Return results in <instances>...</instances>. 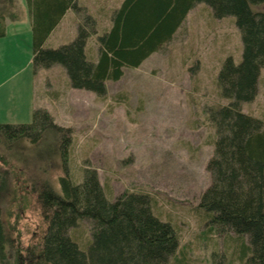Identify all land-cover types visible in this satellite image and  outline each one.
<instances>
[{
    "label": "rangeland",
    "instance_id": "obj_1",
    "mask_svg": "<svg viewBox=\"0 0 264 264\" xmlns=\"http://www.w3.org/2000/svg\"><path fill=\"white\" fill-rule=\"evenodd\" d=\"M13 1L21 18L7 17L6 34L0 36V123L32 122L35 109H48L70 138L69 166L76 180L90 166L110 199L127 189L150 192L154 212L170 221L180 238L169 264H241L242 240L209 226L210 213L199 205L211 181L207 164L217 137L211 114L230 100L221 94L219 71L227 56L239 62L243 55L236 17H217L209 4L199 2L169 43L142 65L126 66L121 79L108 80V92L100 96L73 87L60 64L35 67L28 1ZM253 8L264 10V3ZM73 14L45 47L76 37ZM94 44L90 40L89 48ZM242 107L264 118V66L257 95ZM59 134L49 129L35 143L8 142L1 135L0 173L10 177L3 215L26 248L40 243L46 228L37 189L45 180L58 185L64 173ZM71 236L87 250L91 221L82 220ZM243 241L249 245L246 236Z\"/></svg>",
    "mask_w": 264,
    "mask_h": 264
},
{
    "label": "trees",
    "instance_id": "obj_2",
    "mask_svg": "<svg viewBox=\"0 0 264 264\" xmlns=\"http://www.w3.org/2000/svg\"><path fill=\"white\" fill-rule=\"evenodd\" d=\"M27 1L35 67L60 64L73 87L100 96L107 94L108 80L121 79L126 66H140L169 43L199 2L209 4L217 17H236L243 55L239 62L227 56L219 71L221 94L230 100L211 114L217 137L207 164L211 181L199 205L210 213L209 226L219 234L232 231L242 240L241 264H264V118L242 107L257 95L264 66V10L253 8L264 0H123L113 12L112 26L102 33L98 19L78 0ZM71 8L79 19L76 37L58 47H45ZM7 17L20 19L21 11L15 1L0 0V36L6 34ZM96 34L100 50L93 60L86 45ZM49 129L62 136L64 173L58 185L45 180L37 189L46 222L40 243L23 247L9 229L1 204L10 177L0 173V264H169L180 238L173 224L154 212L151 193L127 189L110 199L97 169L90 166H85L83 179L76 180L69 166L70 138L48 109H35L32 122L0 123V141L2 135L8 142L26 138L35 143ZM84 219L92 223L87 250L71 236L72 228Z\"/></svg>",
    "mask_w": 264,
    "mask_h": 264
},
{
    "label": "crops",
    "instance_id": "obj_3",
    "mask_svg": "<svg viewBox=\"0 0 264 264\" xmlns=\"http://www.w3.org/2000/svg\"><path fill=\"white\" fill-rule=\"evenodd\" d=\"M78 1H79V3L81 5H83V6H85L87 8L89 13H91L93 16H95L98 19V30H99L98 32L99 33H102L104 31L110 29V27L112 26V15H113V12L123 2V0H78ZM72 11H75V10L73 8H71L65 13V15L62 18L61 22L52 31V33L50 34L49 38L55 33V31L58 28H60L61 25L64 24L63 22L65 21V19L67 18V16L70 13H74L73 15H75V26H74L75 29L74 30L71 29V34L77 35L79 19H78V16H77V12L75 13V12H72ZM90 38L88 39V42H87V45H86V52L93 60H97L98 56H99V50H100V48H99L100 46H99V42H98V34L93 35ZM90 40H92V42L95 43V44H94V46H90V48H89ZM65 43H67V42H65ZM158 51L153 52L144 61H147L148 59H150ZM144 61H143V63H144Z\"/></svg>",
    "mask_w": 264,
    "mask_h": 264
}]
</instances>
